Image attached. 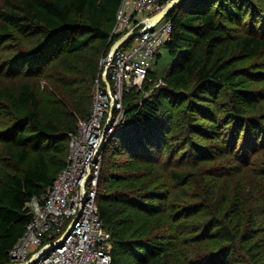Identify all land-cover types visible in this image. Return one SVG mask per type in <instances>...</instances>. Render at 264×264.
<instances>
[{
	"label": "trees",
	"instance_id": "16d2710c",
	"mask_svg": "<svg viewBox=\"0 0 264 264\" xmlns=\"http://www.w3.org/2000/svg\"><path fill=\"white\" fill-rule=\"evenodd\" d=\"M121 2L0 0V43L12 42L16 53L0 65V111H9L16 132L6 144L14 169L0 182V264H10L9 253L31 219L27 203L32 198L42 200L66 165L69 136L91 110L97 53L103 55L110 48L109 36ZM244 8L252 31L233 36L225 22H241ZM168 17L172 33L166 48L174 59L170 74L163 87L152 88L148 99H141V92L125 96L124 124L128 126L121 124L104 143L102 163L108 148L137 160L157 159L161 151L171 153L176 145L166 144L163 134L174 139L177 128L168 126L177 119L172 108L183 105L186 125L180 131L188 148L185 156L192 153L196 159L209 160L232 154L238 164L230 175H254L248 189L239 183L231 196L222 194L225 203L230 201L229 208L222 216L217 213L205 220L199 233L188 238L195 243L220 241L212 243L216 251L204 255V248L190 253L198 255L195 259L204 255L203 264H232L238 253L264 264V113L248 115L264 99V90H251L248 85L264 80V71L238 67L239 62L264 52V32H253L256 27L264 31V15L246 0H181ZM95 41L94 49L90 46ZM87 50L89 54L84 53ZM62 53L72 61L62 59ZM38 77L45 82L42 89L35 82ZM34 82L39 84L38 92ZM149 89L150 84H144V90ZM43 107L52 109V117L42 118ZM197 137L215 143L201 144ZM64 149L65 158L60 156ZM170 174L177 184L187 181L183 171L172 169ZM121 180L119 175L100 171L96 203L111 236L110 264H165L176 238L167 241L161 233L150 231V219L170 205L173 218L184 219L179 222L184 227L194 209L170 204L168 193L159 188L104 192L103 184ZM250 193L252 199L247 198ZM253 205L260 222L246 225L245 210ZM140 216L148 223L140 222ZM114 225L123 228L115 230Z\"/></svg>",
	"mask_w": 264,
	"mask_h": 264
},
{
	"label": "built area",
	"instance_id": "2783aa9c",
	"mask_svg": "<svg viewBox=\"0 0 264 264\" xmlns=\"http://www.w3.org/2000/svg\"><path fill=\"white\" fill-rule=\"evenodd\" d=\"M171 1L122 0L92 84L90 113L70 134L66 165L45 196L27 203L31 219L9 253L10 264L111 263V236L96 203L102 149L125 120V96L143 90L154 57L171 39L168 14L152 25Z\"/></svg>",
	"mask_w": 264,
	"mask_h": 264
},
{
	"label": "rangeland",
	"instance_id": "374dc122",
	"mask_svg": "<svg viewBox=\"0 0 264 264\" xmlns=\"http://www.w3.org/2000/svg\"><path fill=\"white\" fill-rule=\"evenodd\" d=\"M246 1L249 2L252 9L254 8V10H257L259 13L264 15V0ZM248 12L247 8L243 9L241 22H225L231 35L239 36L247 33L248 31H252L249 30V22L251 19ZM253 32L256 34H263L264 31L256 27V29H253ZM97 43L98 42L95 41L90 47L95 49ZM13 45L14 44L10 41L0 43V65L5 62L7 58L9 59L15 56L16 53L14 47H12ZM18 45H20V43ZM84 53L89 54V51L87 50ZM101 56L102 54L97 53L98 64ZM60 57L65 61H72L71 58L68 60L65 59L66 54L64 53H62ZM173 62L174 59L168 56L166 46H162L159 49V55L155 56L152 61L151 73L145 83L150 84L151 89L146 91L143 88V90L140 91L141 99H148L152 93V88H156L158 86L163 87L165 85V78L170 74ZM238 67H245L246 69H250L253 73H256L258 70L263 72L264 52L260 53L256 58L239 62ZM35 82L40 83V85ZM35 82L33 83V87L35 91L38 92V85L40 86V89H42L41 87L44 86L45 82L41 79V77H38V79L36 78ZM248 88L257 91L264 90V80L249 84ZM220 98H225L224 92H222ZM140 100H138L139 103H141ZM164 106H169V104L165 102ZM182 106L183 105H176L172 108V113L173 115H177V119L173 122L170 121L168 124L169 129L177 128L173 129L176 131L174 139H171V134L168 136L163 134L165 138L164 142L166 144L173 142L176 145L173 147V151L171 153H168L167 151L165 154H162L161 152L163 151H161L159 152L161 156L157 159L145 160L142 158L141 160H137L135 158H131L127 154H114V151H111V149L108 148L100 171L103 174L106 172L112 175H119L123 180L116 183L108 182L103 184L102 188L104 189V192L114 190L130 192L135 190L147 191L159 188L160 190L168 193V200L170 204L179 208L183 207V209L187 208L190 211L194 209L193 211L195 213L186 221V225L184 227L179 226V222H183L182 220L184 219L176 221L173 218L170 208L171 206L169 204L167 210L164 211L163 214L155 215L152 219H150L148 225L150 231L152 230V232L161 233L167 241H170L169 239L172 237L176 238L171 241L172 245H170L168 253L169 256L167 257L168 261L165 264H187L190 262H192V264H203L202 258H204V255L216 251V249L212 246V243H218L220 241L195 243L188 238H190L193 234L199 233L200 228L202 229L205 226L203 225L205 220L211 219L217 215V213L219 216H222L229 208L230 201L225 203L221 199L222 194L227 192L231 196L235 187L239 186V183L244 184L245 188L248 189L254 182V175L251 176L246 173L230 175V169L233 168L235 164H238L235 162L232 154H225L221 157L209 160L196 159L192 153L185 156L188 148L187 146H184V142L182 141L183 135L181 134L182 131H180V128L183 129L186 125V122L184 123L183 112L181 111ZM8 113L9 111H0V182L7 173L12 172L14 169L12 162H10L8 156L6 155V144L8 143L10 136L16 133L14 132V127L12 128V123L7 115ZM262 113H264V99L259 102L255 109L248 111V115L250 116H257ZM41 116L44 119L52 117V109L43 107L41 109ZM198 122L203 123L202 120H199ZM121 124L125 127L128 126L127 123L124 124V122ZM197 138L201 144L210 145L215 143V141L203 138L200 139L199 137ZM181 146L184 147L182 150H180ZM66 154L67 150L64 149L60 156L65 158ZM256 166L258 165H254L253 167L256 168ZM172 169L177 172H185L187 174V181L182 184H177L171 177L170 171ZM245 170L246 169H244V171ZM216 174H220V177L216 176ZM248 197L252 199L253 195L251 193L247 194V198ZM254 209L255 205L246 208L244 215V222H246V225L249 223H255L256 225L257 222H260L259 218H255ZM110 210L113 209L111 208ZM138 216L135 217L136 220L138 219ZM141 217L142 216L139 217V221L147 224L148 221L141 220ZM236 220L237 219L235 218L234 221L236 222ZM114 221L116 222L118 219L115 218ZM117 228L120 229L123 227L114 225V229L117 230ZM193 230H196V232L192 233ZM221 242L223 241L221 240ZM216 247L219 246H215V248ZM204 248H206L205 254L203 256H199V259H195L198 255L190 253L198 252ZM185 255H188V259L184 257ZM235 257L236 261L232 264H256L252 262L253 260L249 256L244 257L242 253H238V255H235L234 258ZM122 258L125 259L126 257L123 256ZM199 260L201 261L200 263H198Z\"/></svg>",
	"mask_w": 264,
	"mask_h": 264
},
{
	"label": "water",
	"instance_id": "95a60500",
	"mask_svg": "<svg viewBox=\"0 0 264 264\" xmlns=\"http://www.w3.org/2000/svg\"><path fill=\"white\" fill-rule=\"evenodd\" d=\"M180 0H172L171 2H169L167 4V6L158 14H156L152 19H153V24L155 25L156 23H158L160 20H162L174 7L175 5L179 2ZM134 36L133 33L129 34L127 37H125L124 39L120 40V42H118L114 48H117L119 46H121L123 43L127 42L128 40H130L132 37ZM106 142V141H105ZM64 237V236H63ZM62 237V238H63ZM61 238V239H62Z\"/></svg>",
	"mask_w": 264,
	"mask_h": 264
}]
</instances>
